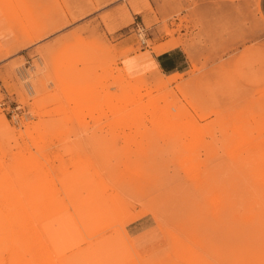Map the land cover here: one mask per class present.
Returning a JSON list of instances; mask_svg holds the SVG:
<instances>
[{
	"label": "rangeland",
	"instance_id": "1",
	"mask_svg": "<svg viewBox=\"0 0 264 264\" xmlns=\"http://www.w3.org/2000/svg\"><path fill=\"white\" fill-rule=\"evenodd\" d=\"M0 264H264L258 0H0Z\"/></svg>",
	"mask_w": 264,
	"mask_h": 264
},
{
	"label": "crops",
	"instance_id": "2",
	"mask_svg": "<svg viewBox=\"0 0 264 264\" xmlns=\"http://www.w3.org/2000/svg\"><path fill=\"white\" fill-rule=\"evenodd\" d=\"M258 3L260 14L264 18V0H258ZM134 9H136V13L141 12L139 8L134 7ZM164 44L158 45L154 52L150 48L145 49L150 53L152 66L161 73L170 76H177V73L189 70L191 63L184 47L181 45L166 47Z\"/></svg>",
	"mask_w": 264,
	"mask_h": 264
},
{
	"label": "built area",
	"instance_id": "3",
	"mask_svg": "<svg viewBox=\"0 0 264 264\" xmlns=\"http://www.w3.org/2000/svg\"><path fill=\"white\" fill-rule=\"evenodd\" d=\"M141 43H142L143 45H145V46H148L147 43H146V41H145V39H141Z\"/></svg>",
	"mask_w": 264,
	"mask_h": 264
}]
</instances>
